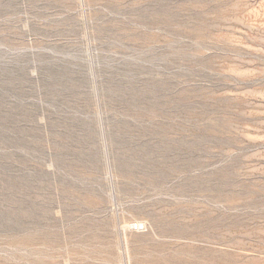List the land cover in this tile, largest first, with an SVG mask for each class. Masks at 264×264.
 <instances>
[{
  "label": "rangeland",
  "instance_id": "rangeland-1",
  "mask_svg": "<svg viewBox=\"0 0 264 264\" xmlns=\"http://www.w3.org/2000/svg\"><path fill=\"white\" fill-rule=\"evenodd\" d=\"M0 264H264V0H0Z\"/></svg>",
  "mask_w": 264,
  "mask_h": 264
},
{
  "label": "bare ground",
  "instance_id": "bare-ground-1",
  "mask_svg": "<svg viewBox=\"0 0 264 264\" xmlns=\"http://www.w3.org/2000/svg\"><path fill=\"white\" fill-rule=\"evenodd\" d=\"M139 221H140V220H139ZM139 225H140V224H139ZM139 225H138V226H139ZM129 226H130V225H129ZM140 228H141V227H140ZM138 230H139V229H138Z\"/></svg>",
  "mask_w": 264,
  "mask_h": 264
}]
</instances>
